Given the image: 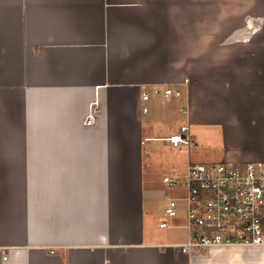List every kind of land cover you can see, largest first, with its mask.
<instances>
[{
	"label": "crops",
	"instance_id": "obj_1",
	"mask_svg": "<svg viewBox=\"0 0 264 264\" xmlns=\"http://www.w3.org/2000/svg\"><path fill=\"white\" fill-rule=\"evenodd\" d=\"M224 158L264 160V0H0V264H264L164 214L159 168Z\"/></svg>",
	"mask_w": 264,
	"mask_h": 264
},
{
	"label": "built area",
	"instance_id": "obj_2",
	"mask_svg": "<svg viewBox=\"0 0 264 264\" xmlns=\"http://www.w3.org/2000/svg\"><path fill=\"white\" fill-rule=\"evenodd\" d=\"M154 93L180 95L171 86L162 91L154 88ZM147 96L143 94V98ZM95 114L90 109L84 122L91 124ZM187 131V124H183L166 138L181 149L182 143H189ZM162 181L168 189L177 191L175 195L165 193L164 214L166 218L184 217L188 237L176 243L182 252L264 243V160L189 162L183 172L164 174ZM159 226L176 227L167 219Z\"/></svg>",
	"mask_w": 264,
	"mask_h": 264
},
{
	"label": "rangeland",
	"instance_id": "obj_3",
	"mask_svg": "<svg viewBox=\"0 0 264 264\" xmlns=\"http://www.w3.org/2000/svg\"><path fill=\"white\" fill-rule=\"evenodd\" d=\"M179 131V130H177ZM202 147V144H201ZM206 147V146H205ZM171 150V149H170ZM158 153L161 157H163V159H165V157L171 153L169 152L167 149H165L164 147H161V150H158ZM187 152L182 153V156L180 157L179 153H175L174 156L176 158V156L178 157L179 160H184L186 158ZM166 171V173H171L173 172L172 169H165V167L163 166V168H159L158 171H156V178H158L159 176L162 177V174ZM179 171V170H178ZM181 171V170H180ZM153 174H155V171H153ZM158 175V176H157ZM158 219V218H156ZM164 231L168 230L166 228L163 229Z\"/></svg>",
	"mask_w": 264,
	"mask_h": 264
}]
</instances>
